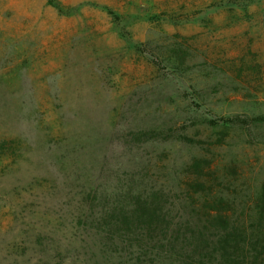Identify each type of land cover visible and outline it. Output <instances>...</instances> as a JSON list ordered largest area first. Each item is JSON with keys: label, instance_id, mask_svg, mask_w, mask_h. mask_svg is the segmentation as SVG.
Returning a JSON list of instances; mask_svg holds the SVG:
<instances>
[{"label": "rangeland", "instance_id": "rangeland-1", "mask_svg": "<svg viewBox=\"0 0 264 264\" xmlns=\"http://www.w3.org/2000/svg\"><path fill=\"white\" fill-rule=\"evenodd\" d=\"M59 1L0 0V264H116L145 201L264 221V120H205L264 117V0Z\"/></svg>", "mask_w": 264, "mask_h": 264}, {"label": "trees", "instance_id": "trees-1", "mask_svg": "<svg viewBox=\"0 0 264 264\" xmlns=\"http://www.w3.org/2000/svg\"><path fill=\"white\" fill-rule=\"evenodd\" d=\"M48 2L69 15L79 12L82 5L66 6L59 0ZM252 2L250 0L242 6L246 9ZM102 7L115 13L106 5ZM185 40L186 37L181 39L182 42L175 40L179 52ZM205 120L214 128L223 123L244 127L264 120V117L209 116ZM162 134L164 139L171 136ZM175 138L189 144L197 143L194 137L182 131ZM164 210V207L148 201L141 209L125 211L121 208L124 220L111 221L112 228H115L112 233L119 234L120 244H125L124 249L112 250L111 256L116 264H264V221H250V224L232 221L227 213L218 209L209 211L208 221H164L167 215ZM160 218L163 220L159 221ZM125 236L132 240H123ZM114 241L118 245V241Z\"/></svg>", "mask_w": 264, "mask_h": 264}]
</instances>
